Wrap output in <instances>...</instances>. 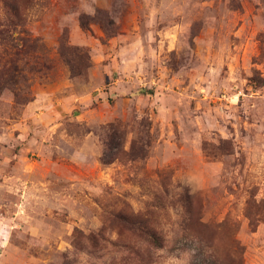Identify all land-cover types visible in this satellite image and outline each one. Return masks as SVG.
I'll return each instance as SVG.
<instances>
[{"label": "rangeland", "instance_id": "obj_1", "mask_svg": "<svg viewBox=\"0 0 264 264\" xmlns=\"http://www.w3.org/2000/svg\"><path fill=\"white\" fill-rule=\"evenodd\" d=\"M259 7L31 0L46 51L27 103L0 94V264H264Z\"/></svg>", "mask_w": 264, "mask_h": 264}, {"label": "trees", "instance_id": "obj_2", "mask_svg": "<svg viewBox=\"0 0 264 264\" xmlns=\"http://www.w3.org/2000/svg\"><path fill=\"white\" fill-rule=\"evenodd\" d=\"M30 3L31 0H25L21 4L18 0H0V94L4 88L10 89L14 101L19 104L27 103L30 100L31 85L27 72L33 74L34 68L28 65L29 60L38 58L39 54L44 55L46 51L38 37L31 36L28 31L21 27L25 21L23 10ZM81 25L84 28L86 27L83 21ZM63 43L62 36L59 45L60 54L65 49ZM43 65L46 68V64ZM108 131L110 140L107 143L111 150L109 154H112L114 148L112 146L113 138L117 137L120 145L122 133L113 124L108 125ZM109 158L110 155H102L101 160L103 163H107ZM146 233L149 241L159 244L156 233ZM100 238L104 239L102 236Z\"/></svg>", "mask_w": 264, "mask_h": 264}, {"label": "clouds", "instance_id": "obj_3", "mask_svg": "<svg viewBox=\"0 0 264 264\" xmlns=\"http://www.w3.org/2000/svg\"><path fill=\"white\" fill-rule=\"evenodd\" d=\"M65 4L67 7L71 8V7H76L79 5L80 0H64ZM94 2L96 3H100L101 0H94ZM247 2V0H246ZM253 2L256 5H259V9L258 11L262 14H264V3L261 2V0H253ZM87 18H90L88 16H85ZM93 24L92 19L90 18L88 20L87 26H91ZM107 129H99V130H93L94 135H93V139H99L100 142V152L102 155L105 156H109L110 153V147L108 145V143L106 142V136H107Z\"/></svg>", "mask_w": 264, "mask_h": 264}]
</instances>
